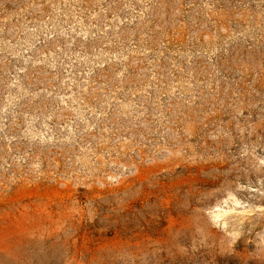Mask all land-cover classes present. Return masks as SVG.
<instances>
[{
    "label": "rangeland",
    "instance_id": "rangeland-1",
    "mask_svg": "<svg viewBox=\"0 0 264 264\" xmlns=\"http://www.w3.org/2000/svg\"><path fill=\"white\" fill-rule=\"evenodd\" d=\"M0 264H264V0H0Z\"/></svg>",
    "mask_w": 264,
    "mask_h": 264
}]
</instances>
